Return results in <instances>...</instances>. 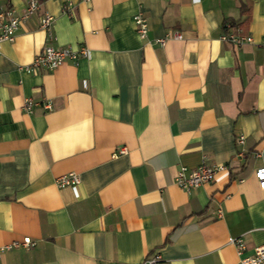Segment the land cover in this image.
Wrapping results in <instances>:
<instances>
[{"label":"crops","instance_id":"1","mask_svg":"<svg viewBox=\"0 0 264 264\" xmlns=\"http://www.w3.org/2000/svg\"><path fill=\"white\" fill-rule=\"evenodd\" d=\"M243 2L44 0L2 42L0 264H237L264 243V0ZM225 21L255 43L221 40ZM45 45L87 53L26 72ZM202 163L227 169L189 192L174 184ZM68 172L80 182L57 186ZM24 237L34 245H11Z\"/></svg>","mask_w":264,"mask_h":264},{"label":"built area","instance_id":"2","mask_svg":"<svg viewBox=\"0 0 264 264\" xmlns=\"http://www.w3.org/2000/svg\"><path fill=\"white\" fill-rule=\"evenodd\" d=\"M44 0H24L25 5L21 10H17L10 2L0 6V47L4 41H13L16 30L20 27L22 22L33 16L37 10L40 9ZM87 1V0H83ZM74 4L68 1L64 6V11L68 12L72 10ZM53 22V16L47 12H43L39 19V25L42 29L48 32L50 37V27ZM133 22L137 34L141 38H145L147 35V24L145 19L140 13L133 16ZM174 36L180 38V34L174 32ZM220 39L232 44L235 47H241L247 43H255L254 38L251 35L244 34L241 28L230 22L225 21L222 25ZM155 43L160 45L164 44V38H157ZM258 44L261 46L264 60V36L260 39ZM87 51L84 48L74 50L71 48H54L50 45H45L41 51L34 56L31 63L25 66L26 72H35L38 70L51 71L56 69L62 63L66 61H74L80 55L86 54ZM35 102L32 98H25L23 109L27 112H31ZM48 106L47 104L45 105ZM243 138L239 136L237 143H242ZM126 152L124 146H120L116 150V154H122ZM242 152H238L235 157L241 156ZM115 155V154H114ZM227 169L226 164L206 165L199 164L194 168L181 165L173 178V182L176 186L183 189L186 192L200 186L201 184L211 183L216 179V175L219 171ZM254 176L258 181L259 187L264 191V166L258 167L254 171ZM80 182L79 176L74 172H68L60 175L56 179L57 186H72ZM229 242L236 245L238 249H242V241L239 238H230ZM11 245H22L25 248H29L34 245V241L30 237H24L21 243L14 242ZM9 245L0 247V254ZM162 259L159 254H153L145 258L140 264H162ZM237 264H264V243L257 245L253 249V253L244 257H240Z\"/></svg>","mask_w":264,"mask_h":264},{"label":"trees","instance_id":"3","mask_svg":"<svg viewBox=\"0 0 264 264\" xmlns=\"http://www.w3.org/2000/svg\"><path fill=\"white\" fill-rule=\"evenodd\" d=\"M239 1H240V9L242 10V12H244L245 11V4H244L243 0H239Z\"/></svg>","mask_w":264,"mask_h":264}]
</instances>
